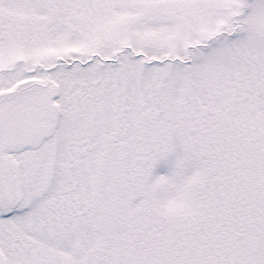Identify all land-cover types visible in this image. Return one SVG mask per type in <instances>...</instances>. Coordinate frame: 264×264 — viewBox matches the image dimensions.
I'll return each mask as SVG.
<instances>
[{
  "label": "rangeland",
  "instance_id": "1",
  "mask_svg": "<svg viewBox=\"0 0 264 264\" xmlns=\"http://www.w3.org/2000/svg\"><path fill=\"white\" fill-rule=\"evenodd\" d=\"M245 142L264 0H0V264H264Z\"/></svg>",
  "mask_w": 264,
  "mask_h": 264
},
{
  "label": "trees",
  "instance_id": "2",
  "mask_svg": "<svg viewBox=\"0 0 264 264\" xmlns=\"http://www.w3.org/2000/svg\"><path fill=\"white\" fill-rule=\"evenodd\" d=\"M129 50H131L130 47H129ZM137 55L140 56L142 54H137ZM114 59L115 58H112L110 60H114ZM163 60H164V62H166V61H168V58H164ZM152 62H158V59H154V60H152ZM246 144H249V143L245 142L244 145H246ZM245 149L247 151V154H248V152H249V154H251L250 157H244V159H243L244 162L246 161L245 163L247 164L246 167L248 168V172H250V173L253 172L252 176L250 178V181H249V186H251V188H249L250 189V194H252V191H253V194L256 193V191H259L260 193H259V196H258V200L261 202L262 198L264 197V154H261L262 148L259 145H256L255 147L251 146V148H249V145H246ZM257 151H258V153H257ZM240 153H241V151H240ZM252 153H253V155H252ZM258 206L260 207L261 204L259 203ZM256 211L258 212V208L256 209ZM256 211H255V213H256ZM262 213H263V211H262ZM216 216H217V218H214L215 225L213 226L212 229H213V231L217 232L219 230V226L222 225V221L220 220V216L219 215H216ZM263 216H264V213H263ZM137 240H138V238L136 236L133 239V241L128 243L129 244L128 247H127V253L128 254H135L136 253V250H137V246L136 245L138 244ZM135 243H136V245H135ZM199 264H204V263L203 262H199Z\"/></svg>",
  "mask_w": 264,
  "mask_h": 264
},
{
  "label": "flooded vegetation",
  "instance_id": "3",
  "mask_svg": "<svg viewBox=\"0 0 264 264\" xmlns=\"http://www.w3.org/2000/svg\"><path fill=\"white\" fill-rule=\"evenodd\" d=\"M1 200H2V199L0 198V202H1Z\"/></svg>",
  "mask_w": 264,
  "mask_h": 264
}]
</instances>
